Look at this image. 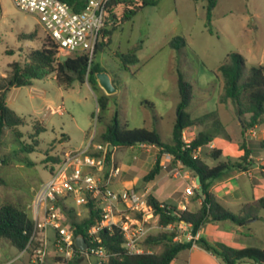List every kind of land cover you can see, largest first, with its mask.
Here are the masks:
<instances>
[{"label": "rangeland", "instance_id": "obj_1", "mask_svg": "<svg viewBox=\"0 0 264 264\" xmlns=\"http://www.w3.org/2000/svg\"><path fill=\"white\" fill-rule=\"evenodd\" d=\"M150 1L156 5L147 6L132 21L120 26L112 33L110 41L105 33L102 36L104 50L94 61L112 76L118 89L117 93L109 96V109L104 121L97 120V94L88 82H75L66 88L51 75L34 81L32 86L11 89L7 104L26 120L27 125L6 129L0 141L2 204L8 202L21 206L30 216L28 205L41 184L51 177L46 161L64 150L83 147L92 136L95 143L99 142L100 134L116 111L121 125L155 129L164 142L172 143L179 101L178 71L193 86V99L188 109L192 118L209 115L195 128L185 130L183 139L189 142L201 131L215 133L214 141L199 151V156L211 166L222 161H238L244 154L243 145L253 155L249 158L251 165L248 171L225 174L212 183L211 190L218 193L221 204L235 214L245 203L264 196V151L259 146L264 139V129L254 127L258 132L256 136L250 135L251 128L244 129L249 115L239 116L232 100L227 104L220 102L223 81L214 73L231 52L244 57L245 76L253 66L263 62L264 0L217 1L216 8L212 10V32L207 26L208 0ZM105 28L111 29V23ZM35 32L37 36L34 39L23 38ZM44 36L35 15L19 10L12 0H0V79L9 75L12 63H27L30 50L39 49ZM177 36L184 37L187 42L180 50L171 48L169 44ZM136 47L138 60L126 71L122 68L119 54ZM66 58L63 52L58 55L61 61ZM98 94L105 93L101 89ZM49 105L55 108L62 106L64 113L49 115L44 120L42 115ZM35 124L46 128L38 137L39 149L31 154L23 153L16 140L29 144ZM214 148L223 151L218 160L209 156ZM159 151L158 147L146 144L117 148L113 157L121 168V174L115 178L114 188H134L146 196L154 195L162 203L198 210L202 196L197 175L181 163L166 161L163 156L161 173L154 181H143L154 166ZM74 213V221L88 216L85 208L74 210ZM151 233H174L176 241L192 239L191 228L184 223L154 228ZM53 234L50 231V235ZM199 237L205 238L212 246L224 243L234 248H264V212L258 220L248 222L244 227L231 221L207 222L194 239ZM0 243L3 245L0 262L19 256L9 242L1 240ZM147 247L152 253H160L162 249L161 245ZM27 260L25 255L15 264H27ZM56 261L52 249L49 264ZM74 264H87V260L79 258ZM176 264L225 263L219 256L209 258L184 251L179 254ZM242 264L250 263L244 261Z\"/></svg>", "mask_w": 264, "mask_h": 264}, {"label": "trees", "instance_id": "obj_2", "mask_svg": "<svg viewBox=\"0 0 264 264\" xmlns=\"http://www.w3.org/2000/svg\"><path fill=\"white\" fill-rule=\"evenodd\" d=\"M68 1L74 2L77 5V10H80L86 2V0ZM208 2L207 26L212 32V10L215 8L217 0H208ZM149 5H156V3L150 0H110L106 5V24L111 23V29L104 28L102 35L105 33L110 41L115 30L132 21L139 12ZM36 36L35 32L23 38L32 40ZM169 44L171 48L180 50L187 45V42L184 37L177 36ZM137 49L136 47L127 53L119 54L124 70L129 71L130 66L137 62ZM103 50L102 39L95 47L91 64L85 55L68 57L61 61L58 59L59 51L56 45L45 35L42 46L39 49L30 50L27 63H12L9 66V75L0 79V141L6 129H16L27 125L26 120L17 115L7 104L11 89L32 86L34 81L43 80L51 75L55 76L59 85L66 88L72 87L75 82L81 84L88 82L91 89L97 94L99 109L97 120L98 122L104 121L109 109L110 97L98 94L101 89L96 79V73L105 70L94 61L97 54L102 53ZM244 64L245 59L240 53L231 52L226 55L223 63L214 73L217 79L220 77L223 81V94L220 96V102L227 104L228 100H232L237 106L239 116L249 115L244 129H250L264 124V65L253 66L245 76ZM177 73L179 103L176 107L172 143L164 142L155 129L129 128L127 125H121L117 111L100 134L99 142L108 144L114 149L132 148L145 144L158 147L160 151L154 166L143 177V181L146 183L154 181L161 173V162L165 153L171 154L174 161L181 163L199 177L202 204L196 211L162 203L152 194L147 196L148 205L159 217L160 226L166 228L184 223L191 228L193 237L197 236L207 222L231 221L239 227H244L248 222L258 220L264 212V196L245 203L240 212L235 214L219 202L211 188L212 183L225 174L233 171H248V166L251 165L249 161L251 150L243 145L244 154L238 161H222L213 166L199 155L195 156L199 150L213 142L216 135L210 131H201L188 143L183 139L185 130L201 124L209 115L192 118L188 109L193 99V86L184 78L182 72L178 71ZM45 130V126L35 124L31 135L32 141L27 145L17 139L21 151L26 154L36 152L40 146L38 137ZM259 146L264 150V139L260 141ZM112 153L113 151L109 152L108 157ZM222 154L221 149L214 148L209 156L218 160ZM46 162H48V169L52 174L55 165L60 162V158L58 155H52ZM85 209L88 216L79 221H74L76 218L74 210L68 211L67 222L71 225L75 238L78 235H83L88 240L89 229L100 218V212L91 203ZM33 232L34 222L23 207L8 202L0 205V240H6L21 253L29 244ZM99 236L100 245L105 247L110 255L109 264H172L181 252L190 250L194 244L221 257L225 264H240L246 260L264 264V248L254 246L234 248L224 243L212 246L203 237L180 242L175 240L174 233L150 235L145 244L147 246L161 245V252L131 255L123 248L124 239L118 228L113 230L105 228L99 233ZM76 254L69 264H74L75 261L82 258L79 250H76Z\"/></svg>", "mask_w": 264, "mask_h": 264}, {"label": "built area", "instance_id": "obj_3", "mask_svg": "<svg viewBox=\"0 0 264 264\" xmlns=\"http://www.w3.org/2000/svg\"><path fill=\"white\" fill-rule=\"evenodd\" d=\"M12 1L19 10L38 18L59 55L62 52L67 58L85 55L89 64L92 63L95 47L103 39L106 5L110 0H86L80 10L68 0ZM57 113L62 115L64 108L49 105L42 118L46 120L49 115ZM249 133L251 136L258 134L255 128H251ZM94 139L92 136L83 147L57 154L60 162L28 205L30 218L34 222L29 244L16 259L1 264H15L25 255L28 257L27 264H49L52 249L57 260L54 264H69L76 257L78 249L73 229L67 222V212L86 208L90 203L100 212V218L89 229L86 251H79L87 264H109L110 255L100 245L99 233L105 228L120 230L127 253H152L145 241L152 235L151 230L164 228L159 225V217L148 205L145 194L134 188H114L113 182L121 174V168L115 163L114 152L108 157L112 146L95 143ZM199 151L195 156L199 155ZM164 158L166 161L173 160L169 153H165ZM50 231L54 234L50 235ZM246 262L262 264L254 260Z\"/></svg>", "mask_w": 264, "mask_h": 264}, {"label": "water", "instance_id": "obj_4", "mask_svg": "<svg viewBox=\"0 0 264 264\" xmlns=\"http://www.w3.org/2000/svg\"><path fill=\"white\" fill-rule=\"evenodd\" d=\"M96 79L99 87L104 91L107 96H111L117 93L118 89L116 88L112 76L107 71H100L96 73ZM113 151V147H111ZM198 184L200 183L199 177H197ZM75 246L80 252H85L88 246V243L83 235H78L75 238Z\"/></svg>", "mask_w": 264, "mask_h": 264}, {"label": "crops", "instance_id": "obj_5", "mask_svg": "<svg viewBox=\"0 0 264 264\" xmlns=\"http://www.w3.org/2000/svg\"><path fill=\"white\" fill-rule=\"evenodd\" d=\"M217 1H219V0H217ZM217 3V2H216ZM215 8H216V6H215ZM214 8V9H215ZM262 57H264V46H263V48H262ZM244 58V57H243ZM259 65H264V60H263V62L262 63H260ZM113 79V78H112ZM14 89V88H13ZM178 103H179V101H178ZM178 103H177V105H178ZM177 105H176V107H177ZM45 124V123H44ZM194 128H195V126H194ZM255 128H258L259 130L260 129H264V124L262 125V126H259V127H255ZM256 130V129H255ZM257 131V130H256ZM258 133V132H257ZM116 149H114L113 148V152L115 151ZM264 151V150H263ZM250 158H253V155H252V153H251V155H250ZM192 173H195V172H193V171H191ZM230 191H235V190H233V189H229ZM215 194H216V196H217V198H218V200H219V202H220V195L218 194V193H216V192H214ZM221 203V202H220ZM2 204V201L0 200V205ZM200 233V232H199ZM198 233V234H199ZM197 234V235H198ZM196 237V236H195ZM200 238V237H199ZM176 239V238H175ZM195 239H198V238H195ZM1 241V240H0ZM180 242H183V241H180ZM2 247H3V245L0 243V256H1V249H2ZM17 251V250H16ZM186 251H190L192 254H194V253H196V254H203L204 256H208L209 258H216L217 256L216 255H214V254H212L211 252H209V251H206V250H204L203 248H201V247H199L198 245H196V244H194L193 245V247L190 249V250H186ZM18 252V251H17ZM184 252V251H183ZM182 253V252H181ZM180 253V254H181ZM18 254H19V252H18ZM179 256V255H178ZM178 259V257L175 259V261L172 263V264H176V260ZM10 260H12V259H9V260H5V261H3V262H0V264L1 263H4V262H6V261H10Z\"/></svg>", "mask_w": 264, "mask_h": 264}]
</instances>
